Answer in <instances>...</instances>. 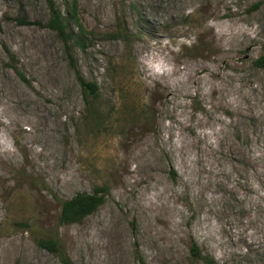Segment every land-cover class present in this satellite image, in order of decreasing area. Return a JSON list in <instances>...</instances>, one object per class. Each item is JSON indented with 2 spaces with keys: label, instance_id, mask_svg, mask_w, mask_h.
Returning <instances> with one entry per match:
<instances>
[{
  "label": "rangeland",
  "instance_id": "obj_1",
  "mask_svg": "<svg viewBox=\"0 0 264 264\" xmlns=\"http://www.w3.org/2000/svg\"><path fill=\"white\" fill-rule=\"evenodd\" d=\"M54 2L84 50L46 0H0V241L26 245L0 264H61L38 238L73 264H264V0Z\"/></svg>",
  "mask_w": 264,
  "mask_h": 264
},
{
  "label": "trees",
  "instance_id": "obj_2",
  "mask_svg": "<svg viewBox=\"0 0 264 264\" xmlns=\"http://www.w3.org/2000/svg\"><path fill=\"white\" fill-rule=\"evenodd\" d=\"M46 7L48 10L47 27L54 31L59 39L65 44L66 48L69 45H74L81 50H84L87 39L82 34L81 26H77L79 31L76 33L70 28V25L78 20L76 16V6L73 4L70 8V14L64 15L55 5L54 0H46ZM22 25H28L29 21L22 19L19 21ZM118 38L126 40L125 31L119 29L116 32ZM70 43V44H69ZM257 67L264 69V55L259 57L255 62ZM77 81L85 98L91 99L97 96L98 88L96 83L86 81L79 74H77ZM104 190H96L93 194H77L70 200L61 202L59 213V225H67L81 221L87 215L92 213L99 204L104 200ZM38 246L47 252L55 255L61 264H73L68 255L62 250L58 242L52 238H38L36 239ZM191 255L194 258L201 259V253L195 243L190 248Z\"/></svg>",
  "mask_w": 264,
  "mask_h": 264
},
{
  "label": "bare ground",
  "instance_id": "obj_3",
  "mask_svg": "<svg viewBox=\"0 0 264 264\" xmlns=\"http://www.w3.org/2000/svg\"><path fill=\"white\" fill-rule=\"evenodd\" d=\"M3 180H4V178L0 176V182L1 183H2ZM23 245H24V247L26 246L25 244H22V242H19V241L17 242V241H15L13 239H4V240H1L0 241V248L2 250H0V253H1V251L3 252L4 250H6V252H8V251L11 250L12 256L14 255L13 257H15L18 251H22Z\"/></svg>",
  "mask_w": 264,
  "mask_h": 264
}]
</instances>
